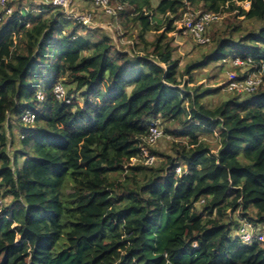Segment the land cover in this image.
<instances>
[{
	"label": "trees",
	"instance_id": "obj_1",
	"mask_svg": "<svg viewBox=\"0 0 264 264\" xmlns=\"http://www.w3.org/2000/svg\"><path fill=\"white\" fill-rule=\"evenodd\" d=\"M110 2L125 27L139 22L130 51L57 7L0 9V196L11 197L0 264H264V242L236 234L242 220L264 226V0ZM190 9L223 14L225 27L181 69L172 39ZM253 19L260 29L235 37ZM226 57L248 63L239 78L262 71L263 83L211 108L202 98L219 87L187 85ZM153 119L178 123L166 131L182 140L174 156L149 148L156 167L132 164ZM216 129L212 153L201 135Z\"/></svg>",
	"mask_w": 264,
	"mask_h": 264
},
{
	"label": "rangeland",
	"instance_id": "obj_2",
	"mask_svg": "<svg viewBox=\"0 0 264 264\" xmlns=\"http://www.w3.org/2000/svg\"><path fill=\"white\" fill-rule=\"evenodd\" d=\"M15 1L18 4L19 0H15ZM20 2L23 8L30 9V10L32 9V13L36 15L42 14L43 16H48V14L51 11L56 10L55 6L45 5V4H42V5L51 6V8L49 10H40L39 7L41 6L40 5L41 1H38V3H35L32 0H20ZM17 4L15 5V7L17 6ZM68 9L69 11H74V12H79V13L81 12L91 13L93 16L92 23L87 26L91 28L92 30L103 31L107 33L108 35L112 36L117 44V48L130 51L129 50L131 49L130 44L139 42L136 39V34L140 29L139 22H136L135 24H130V26L125 27V24L128 21L127 18H126L127 19L126 21L125 18L120 17L119 15L106 14L101 8L91 4L90 2L86 0H77L76 3L73 4L71 7H69ZM189 11L196 12L195 9H190ZM63 12H64V20H68L69 23L75 22L74 18H72L69 13H67L64 10ZM6 16L7 14H5V17ZM181 20L182 18L178 19L175 25H177L178 27H181L179 25ZM261 26H262V21H258L254 19L245 20L242 22L243 31L236 33L235 37H239L240 35H242V33H246L248 30L257 31L258 29H260ZM224 27H225L224 15L220 14V20L212 23L211 26L207 30L209 36L211 37V41L206 44L197 43L194 40V38L190 34L185 33L184 30H182L180 34H175L172 39V47L174 49L173 56L174 58L180 60V68L183 69L185 65L190 61L202 60L205 54L209 53L210 50H212L213 33L215 31L222 30ZM127 28L130 31L128 33H125L126 32L125 30H127ZM146 38L150 41L154 40L155 38L154 32H148L146 34ZM142 47L143 45L140 44L139 50ZM247 68L248 66L247 67L246 66L245 67L244 66L233 67V66H222L220 62L211 63L207 67L195 70L193 73L195 81L188 83L187 86L190 88L200 86L199 87L200 90H203L206 88L219 87L220 90L218 92L202 98L203 104L213 108L235 93V92H230L227 90V84L232 78V75H236V74L242 75L243 72L247 70ZM188 78H189L188 76L183 77L185 81L188 80ZM183 86L184 85L182 84L181 87ZM69 88H72V86L70 85ZM182 95L183 93L181 92V96ZM186 104H188V101ZM12 121H13V118H12ZM160 121H161L162 128L164 130V136L155 145L150 146V149L155 150L159 153H165V154L174 156L175 154L174 142L182 140V139L176 137L172 133L167 132L166 130L167 128L168 129L177 128L178 123L164 122L162 119ZM201 136L204 138V140H206L211 145L212 153L213 152L215 153L216 150L220 146L219 130L216 129L213 132L204 133ZM160 162H161V157L159 156L157 158V162L154 165V167L158 166ZM10 201H11V197L3 198V204L0 207V210L3 207L8 206ZM237 214H239L238 211H237ZM242 222H244V220H242ZM258 228L264 233V226L260 225L258 226Z\"/></svg>",
	"mask_w": 264,
	"mask_h": 264
},
{
	"label": "built area",
	"instance_id": "obj_3",
	"mask_svg": "<svg viewBox=\"0 0 264 264\" xmlns=\"http://www.w3.org/2000/svg\"><path fill=\"white\" fill-rule=\"evenodd\" d=\"M7 0H0V8L4 13L10 15L12 8L7 7ZM41 4L55 6L61 8L70 14L76 22L89 25L92 23L93 16L89 12H74L69 11V7L76 3V0H40ZM91 4L101 8L104 13L109 15H117V10L123 8L122 4L112 5L110 0H86ZM220 20V13L206 12L199 14L195 11H187L183 14L180 21L181 29L185 33L190 34L194 40L199 44H206L211 41L207 30L212 23ZM223 66L242 67L247 66L248 63L241 60L239 57H226L220 61ZM241 75H232V78L227 84V90L230 92L239 93L242 95H249L257 90L260 84L263 83L262 71H254L249 73L245 78H239ZM55 94L58 99L70 100L66 97L67 89L65 85L59 83L55 87ZM39 98H43L41 92L38 94ZM23 121L25 124L32 123L34 121V114L30 110H26L23 114ZM164 136V130L159 119H153L148 122V133L143 138L147 147H143L140 154L132 158V164H143L147 166H154L157 162V155L150 151V146L155 145ZM185 170L182 166H177L176 172L178 175L182 174ZM3 204V199L0 196V207ZM237 236L242 242L251 244L253 242H264V233L258 228L254 227L249 221L245 220L241 223L239 230L236 232Z\"/></svg>",
	"mask_w": 264,
	"mask_h": 264
},
{
	"label": "crops",
	"instance_id": "obj_4",
	"mask_svg": "<svg viewBox=\"0 0 264 264\" xmlns=\"http://www.w3.org/2000/svg\"><path fill=\"white\" fill-rule=\"evenodd\" d=\"M32 1H34L35 3H38V1H40V0H32ZM77 1V0H76Z\"/></svg>",
	"mask_w": 264,
	"mask_h": 264
}]
</instances>
